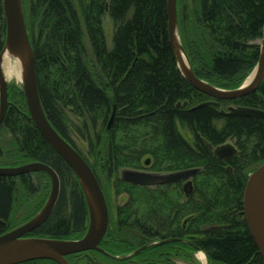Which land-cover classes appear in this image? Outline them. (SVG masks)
<instances>
[{
  "label": "trees",
  "instance_id": "16d2710c",
  "mask_svg": "<svg viewBox=\"0 0 264 264\" xmlns=\"http://www.w3.org/2000/svg\"><path fill=\"white\" fill-rule=\"evenodd\" d=\"M167 2L23 0L47 117L89 163L103 190L105 177L116 195H128L115 214L109 208L100 246L114 256L131 255L121 260L91 250L69 256L70 264H177L176 259L191 261L197 251L210 264H264L244 208L248 172L264 163V121L221 113L231 105L264 110V80L243 98L191 109L211 98L179 70L169 41ZM177 9L194 73L221 88L237 87L260 56L264 0H177ZM106 17L113 27L111 45ZM6 31L0 0V52ZM11 93L15 101L0 127V166L40 161L53 167L60 198L35 235L78 239L89 222L79 180L30 119L23 90L13 85ZM111 97L116 115L107 132ZM178 123L191 131L192 142ZM231 140L237 154L220 160L213 148ZM126 168L200 171L192 178L193 192L184 196L180 182L154 188L125 182L120 173ZM50 187L43 172L0 176V220H6L0 235L14 227L17 200L37 205L30 217L43 207ZM163 240L171 241L149 245Z\"/></svg>",
  "mask_w": 264,
  "mask_h": 264
},
{
  "label": "water",
  "instance_id": "95a60500",
  "mask_svg": "<svg viewBox=\"0 0 264 264\" xmlns=\"http://www.w3.org/2000/svg\"><path fill=\"white\" fill-rule=\"evenodd\" d=\"M3 11L7 31L4 47L0 52V127L10 106L9 82L4 71V57L9 54L20 59L21 84L30 119L46 142L65 160L79 180L88 206L89 222L87 231L78 239L28 236L49 218L56 207L61 193L60 177L53 167L40 161L16 166H0V176L18 177L24 174L43 172L51 180L50 193L43 207L24 224L0 235V264H23L42 259L52 260L58 264H70L67 259L68 256L91 250L100 251L113 258L125 259L131 254L118 257L101 248L100 244L110 223L109 206L102 186L89 163L55 129L43 108L36 73V58L28 30L23 0H3ZM167 14L169 41L180 72L193 88L211 98L191 109L217 105L219 100H237L257 91L264 79V27L258 63L247 83L238 88L224 89L201 79L194 73L180 40L177 0H168ZM181 53L188 62V68H185L180 60ZM257 70H259V75L253 82H250ZM111 100L112 114L107 124V132L110 131L116 115V102L113 97ZM188 104V101H185L183 105L188 106ZM179 106H181L180 102L178 103ZM221 113L224 116H245L264 121V110L252 107L232 105L227 110H222ZM213 151L220 160L228 161L237 154L238 150L234 144L227 142L214 147ZM149 163L150 160L147 159L145 164L148 165ZM229 169L231 170L230 167ZM199 171V168H191L156 173L126 168L121 170L120 177L125 182L139 186H160L185 180V191L186 195L189 196L193 192L192 178ZM244 208L250 231L264 260V163L249 175L244 196ZM167 241L171 240L158 241L149 245ZM144 248L142 247L134 253H138Z\"/></svg>",
  "mask_w": 264,
  "mask_h": 264
},
{
  "label": "rangeland",
  "instance_id": "374dc122",
  "mask_svg": "<svg viewBox=\"0 0 264 264\" xmlns=\"http://www.w3.org/2000/svg\"><path fill=\"white\" fill-rule=\"evenodd\" d=\"M105 22H106L105 23L106 24V31H107V34H108V43H109V45H111V36H112L113 27H112L111 21H110V19L108 17H106V21ZM180 40L182 42V45H183L184 50L186 52V55H187V57L189 59V62L191 64V66H192V62H191L190 57L188 55V52H187V50H186V48L184 46V42H183V40L181 38V35H180ZM257 42H259V43L262 42V39L258 40ZM257 63H256V65H257ZM256 65L247 73V75L240 82V84L237 87H234V88H238V87L244 86L247 83V81H248L249 77L251 76V74L253 73L254 68L256 67ZM192 68H193V66H192ZM7 80L9 82L8 91H9V96L11 94V96L9 97V101L11 100L10 101V103H11V102L15 101V99L13 98L12 93H11L13 85L15 87H19V88L22 89L21 72L19 73V77H11V78H7ZM205 81H207V80H205ZM207 82H209V81H207ZM224 89H233V88H224ZM178 128H179V131L181 132V134L186 138L187 141H189V142L193 141V135H192L191 131L187 127H183L180 123H178ZM74 139H75V141L77 142V144L81 148L84 146V143H82V141H80L76 136H74ZM229 142L235 145V141L231 140ZM258 167H259V165L251 168L249 170V172H248L249 175L255 169H257ZM103 187H104L103 191H105L104 194H105V197L107 199L108 206H109L112 214H115L116 210H117V207L124 203V201L127 198V196L125 194L116 195L115 192H114L113 187L111 186V183H109V181H107L105 177L103 178ZM50 189H51V187H50ZM49 193H50V190H49ZM49 193H48V196H49ZM36 206L37 205L35 203L34 204L32 203V205H30L29 203H27L23 199L17 200V202L15 203V208H14V212L12 214V217H11L12 219L11 220L14 222V224L20 223L24 216H26L27 214L33 212L36 209ZM19 214H21V217L17 218V216ZM156 242H158V241H156ZM200 252H202V251L194 252L193 257L191 258V261L188 258H186V259H176V263L177 264H210L204 252H203V254L205 256L204 261L200 259V257H199V253Z\"/></svg>",
  "mask_w": 264,
  "mask_h": 264
},
{
  "label": "bare ground",
  "instance_id": "6f19581e",
  "mask_svg": "<svg viewBox=\"0 0 264 264\" xmlns=\"http://www.w3.org/2000/svg\"><path fill=\"white\" fill-rule=\"evenodd\" d=\"M181 52V51H180ZM180 60L183 64V66L185 68H188V62L185 58V56L183 55V53L180 54ZM19 59V58H18ZM17 58H14L13 56H10L9 54L4 57V71L6 74L7 78H11V77H19V73H20V59L18 60ZM257 75H259V70H257L255 72V74L252 76L250 82H253L255 80V78L257 77ZM199 257L201 260L204 261V254L203 252L199 253Z\"/></svg>",
  "mask_w": 264,
  "mask_h": 264
},
{
  "label": "flooded vegetation",
  "instance_id": "af4514ba",
  "mask_svg": "<svg viewBox=\"0 0 264 264\" xmlns=\"http://www.w3.org/2000/svg\"><path fill=\"white\" fill-rule=\"evenodd\" d=\"M264 80V79H263ZM263 82V81H262ZM232 106V105H231ZM227 110V109H226ZM263 110V109H262ZM150 164V163H149ZM148 164V165H149ZM147 164H145V166H148ZM137 170V169H136ZM143 171H148V170H143ZM149 172H152V171H149ZM156 173H158V172H156ZM180 183H181V185H180V187H181V190H182V192H183V194H184V196L186 195V191H185V183H186V181L185 180H181V181H179ZM177 183V182H176ZM139 186V185H138ZM160 186H162V185H160ZM145 187H150V188H154V187H158V186H145ZM126 196H127V198L125 199V201L128 199V195L127 194H125ZM107 200V199H106ZM124 201V202H125ZM14 212V211H13ZM37 212H35L32 216H24L23 217V219H22V221L20 222V223H16V224H14V227H12L10 230H12V229H14V228H16V227H18V226H20V225H22V224H24L25 222H27L28 220H30L35 214H36ZM13 214V213H12ZM11 217H12V215H11ZM21 217V214H19L18 216H17V218H20ZM12 219V218H11ZM0 223H2V224H5L6 223V220H0ZM9 230V231H10ZM37 230V229H36ZM35 230V231H36ZM35 231H33V232H31L28 236H37V235H35ZM8 232V231H7ZM39 237V236H38ZM67 259H68V261L70 262V257L68 256L67 257ZM55 262V261H54ZM27 263V262H26ZM58 264V263H57Z\"/></svg>",
  "mask_w": 264,
  "mask_h": 264
}]
</instances>
